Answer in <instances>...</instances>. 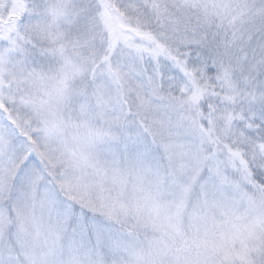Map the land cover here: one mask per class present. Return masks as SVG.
Returning a JSON list of instances; mask_svg holds the SVG:
<instances>
[{"label":"snow or ice","instance_id":"obj_1","mask_svg":"<svg viewBox=\"0 0 264 264\" xmlns=\"http://www.w3.org/2000/svg\"><path fill=\"white\" fill-rule=\"evenodd\" d=\"M0 264H264V0H0Z\"/></svg>","mask_w":264,"mask_h":264}]
</instances>
